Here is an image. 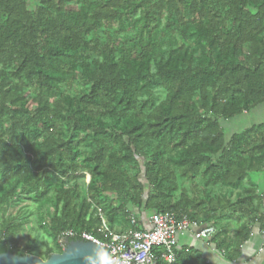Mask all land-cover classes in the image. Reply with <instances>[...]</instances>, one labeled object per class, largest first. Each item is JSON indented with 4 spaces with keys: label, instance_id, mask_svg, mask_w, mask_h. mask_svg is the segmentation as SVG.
<instances>
[{
    "label": "trees",
    "instance_id": "16d2710c",
    "mask_svg": "<svg viewBox=\"0 0 264 264\" xmlns=\"http://www.w3.org/2000/svg\"><path fill=\"white\" fill-rule=\"evenodd\" d=\"M73 2L0 0V253L47 259L70 231L107 242L144 228L137 208L214 227L238 260L264 229V120L230 138L222 120L264 105V0ZM30 204L51 242L22 247L29 219L8 212Z\"/></svg>",
    "mask_w": 264,
    "mask_h": 264
},
{
    "label": "built area",
    "instance_id": "2783aa9c",
    "mask_svg": "<svg viewBox=\"0 0 264 264\" xmlns=\"http://www.w3.org/2000/svg\"><path fill=\"white\" fill-rule=\"evenodd\" d=\"M101 230L108 231L109 225L103 218ZM132 228L126 232L113 234L107 242L100 241L88 233H82V239H91L110 251L115 258L114 264H179L178 238L186 233H194L199 240L210 241L215 229L201 225L187 216L175 212L153 213L149 217L148 227L136 228L139 223L132 217ZM76 232H67L60 243L64 248L66 239Z\"/></svg>",
    "mask_w": 264,
    "mask_h": 264
},
{
    "label": "rangeland",
    "instance_id": "374dc122",
    "mask_svg": "<svg viewBox=\"0 0 264 264\" xmlns=\"http://www.w3.org/2000/svg\"><path fill=\"white\" fill-rule=\"evenodd\" d=\"M37 1L38 0H28L29 6L31 8H34L37 4ZM68 6L70 8H77V5L75 4V2H73V0H70V3ZM263 120H264V105L260 104V105H257L256 107H253L248 113H243L231 119L222 120V124L225 129L227 138H230L232 134L236 132H241L247 129L248 127L252 126L253 124L262 122ZM252 175L253 176L251 177L254 181L257 175L259 174L254 173ZM90 179H91L90 176H86L85 178L86 184L82 183L81 185L83 197H87L88 195L86 186L88 185V182L91 181ZM141 179L143 180V182L145 181V176L143 174H141ZM214 191L215 193H217L216 195H218L220 193V188ZM111 196L116 197L113 194ZM233 198H235L234 195H233ZM23 207L25 206L21 205V206L12 207L10 208L8 212V216L10 215L17 216L18 210L23 209V214L19 218L15 219L12 222V225L17 224L23 221L24 219H29V220H25L24 226L21 228V230L17 234V240L20 246L25 247L31 244L33 242L31 241V239H34L37 241L41 239H46L47 241L51 242V239L46 234L42 232L38 234V230L35 228L37 227V223H36L37 217L35 214L36 213L35 206L30 204V206L27 209ZM134 211L140 213L141 217H147L148 214H151L150 212L141 211V210H138L137 208ZM148 221L149 219H147V222ZM0 224H1V220H0ZM215 225L217 226V229L225 228L226 230H228L230 237L233 239L239 223L235 221L234 219L233 220L226 219L223 221L216 222ZM29 237H32V238L28 240ZM41 247L44 248L43 246Z\"/></svg>",
    "mask_w": 264,
    "mask_h": 264
},
{
    "label": "crops",
    "instance_id": "0c3cea01",
    "mask_svg": "<svg viewBox=\"0 0 264 264\" xmlns=\"http://www.w3.org/2000/svg\"><path fill=\"white\" fill-rule=\"evenodd\" d=\"M258 190L261 196L262 213H264V175L258 178ZM147 217H141L144 227H148ZM179 248L192 247L210 264H264V229L259 225L253 227L250 239L243 245V254L238 260L228 261L216 250L214 244L207 240H199L194 233H186L178 238Z\"/></svg>",
    "mask_w": 264,
    "mask_h": 264
},
{
    "label": "water",
    "instance_id": "95a60500",
    "mask_svg": "<svg viewBox=\"0 0 264 264\" xmlns=\"http://www.w3.org/2000/svg\"><path fill=\"white\" fill-rule=\"evenodd\" d=\"M93 242L91 239L72 241L66 239V246L63 251L55 252L47 259L36 255H18L11 252L0 253V264H84V257L92 253L94 248L99 246L101 249H106L101 244L96 242L94 244Z\"/></svg>",
    "mask_w": 264,
    "mask_h": 264
},
{
    "label": "clouds",
    "instance_id": "9594fccd",
    "mask_svg": "<svg viewBox=\"0 0 264 264\" xmlns=\"http://www.w3.org/2000/svg\"><path fill=\"white\" fill-rule=\"evenodd\" d=\"M93 243L95 244V241ZM114 259L108 250L97 246L92 253L84 257V264H114Z\"/></svg>",
    "mask_w": 264,
    "mask_h": 264
}]
</instances>
